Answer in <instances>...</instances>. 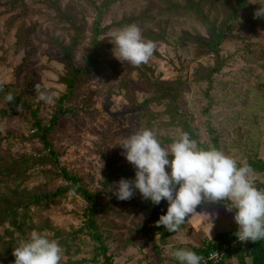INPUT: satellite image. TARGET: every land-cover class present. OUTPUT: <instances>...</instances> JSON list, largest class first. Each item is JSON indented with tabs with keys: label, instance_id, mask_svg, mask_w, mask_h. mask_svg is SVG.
I'll return each mask as SVG.
<instances>
[{
	"label": "rangeland",
	"instance_id": "374dc122",
	"mask_svg": "<svg viewBox=\"0 0 264 264\" xmlns=\"http://www.w3.org/2000/svg\"><path fill=\"white\" fill-rule=\"evenodd\" d=\"M45 1L49 6L41 4ZM25 2L24 9L11 10L8 0H0V83L27 107L14 111L6 93L0 94V112L7 110L6 116L0 114V157L17 160L54 152L55 163L46 168L65 169L81 180L83 188L99 194L104 208L96 221L112 264H179L172 256L174 250L183 248L198 254L206 241L216 238L212 229L217 234L237 230L234 211L226 210L225 201L202 200L178 227L181 230L164 236L163 232L168 231L155 222L166 212V201L153 205L138 191L128 200H118L112 194L114 182L135 176V169L116 144L147 128L155 137L168 140V146L180 133H185L182 124L186 122L197 143L212 148L217 138L221 152L236 162H264V17L229 22L231 11L218 6L221 10L211 16L226 26L235 41H223L214 57H198L183 38L186 34L206 37L207 30L186 19L173 22L157 10L153 18L158 27L154 23L156 28L150 24L147 28H154L161 39L165 36L173 42L183 37V43L178 46L153 42L148 61L133 66L113 57L110 33L130 25L118 24L123 20L138 18L148 8L161 4L159 0H121L102 21L101 27L107 29L100 37L103 64L88 77H81L71 90L62 80L71 74L65 49L72 46L76 34L55 18L57 13L51 0ZM248 4L255 10L247 13V18L255 19L264 0H248ZM58 6L64 14L81 18L78 12L83 11L85 16L84 38L70 59L74 67L83 69L92 57L90 42L96 16L85 0H60ZM134 24L137 26L138 22ZM31 26H36V30H31ZM19 27L26 31L24 40L16 38ZM215 68L219 71L212 76L211 88L196 80L197 71L205 75ZM171 85L177 88L176 121L172 123L171 116L163 114L164 106L151 103L159 96L161 87ZM41 95L45 99H40ZM147 112L160 115L149 119ZM36 119L49 129L50 149H45L41 139L33 134ZM110 169L118 171L114 180L109 179ZM41 177L34 174L25 185H42L49 190L67 185L61 179ZM248 178L257 189L264 190V172H250ZM151 206L157 208L156 215L149 209ZM89 208L83 197L69 192L54 203L33 212L27 210L32 221H26L20 232L5 243L0 242V251L2 244L6 248L10 243L17 247L35 230L59 244L60 264H104L98 243L85 228V212ZM245 248L233 254L229 264H251ZM7 257L10 263L1 264H13L11 251Z\"/></svg>",
	"mask_w": 264,
	"mask_h": 264
},
{
	"label": "trees",
	"instance_id": "16d2710c",
	"mask_svg": "<svg viewBox=\"0 0 264 264\" xmlns=\"http://www.w3.org/2000/svg\"><path fill=\"white\" fill-rule=\"evenodd\" d=\"M53 2L52 9L55 10L57 16L55 17L60 24H67L69 29L76 34V37L73 41L71 47H67L65 49L66 52V60H67V68L69 67V74L67 77L63 78L62 82L67 85L69 89H73L76 86L77 82L81 77H88L90 73L97 70L99 65L102 62V56L100 54V50L102 47L103 40L100 37L104 34L107 29L101 27L104 16L110 11L111 7L118 4L121 0H103L101 4H99L96 0H85L88 3L89 9L95 14L96 19L93 24V32L91 36V51L92 57H89L86 66L83 69H78L72 65L70 62L71 55L73 50L78 48L80 44V39L84 38L83 33L86 31V19L83 14V11L78 13L82 14V17L79 18L74 17L72 14H64L58 6V2L60 4V0H51ZM161 6L156 7V4L151 7V9H147L144 11L138 18L125 19L118 24H134L138 22L137 26L142 30L143 38L146 40L156 42V43H167L170 45H178L183 43L180 40L183 37H180L178 41L173 42L170 38H166L164 36L163 39L160 36L155 34L154 28H147L146 25L155 23V18H153V13L155 11H159L162 16L171 21L186 19L188 21H193L198 25L202 26L207 30L208 36L201 35H192L186 34L183 38L185 39L186 45L193 48L195 50V55L198 57H203L207 55L215 56L219 52V46L223 41H235L232 35L226 31V26L222 25L221 22L217 18H212L211 14L213 12H218L223 9H229L231 11L229 22L234 20H247V21H256L257 17L247 18V13H251L255 10L253 6L248 4V0H159ZM8 4L11 7V10L24 9L26 6L25 0H8ZM43 5L49 4L45 2H41ZM220 8H219V7ZM217 16V14L215 15ZM262 20L259 22L261 23ZM117 24V25H118ZM152 26V27H155ZM155 27V28H156ZM31 30H36V26H31ZM25 29L19 27L16 38L17 40L22 39L25 35ZM24 40V39H22ZM103 64V62H102ZM219 68H215L209 73L205 74L197 71L196 80L198 82H205L208 87L212 86V76L217 73ZM6 93V94H5ZM0 94H5L6 99L11 97L10 103L13 105L14 111L20 108H27L26 104L22 103L18 97H16L11 90L8 89L7 86H3L0 83ZM177 96V88L175 90L174 86L161 87L159 90V96L152 99L151 103H155L165 107V112L163 113L165 116H171L170 122L172 123L176 121L175 114V101ZM149 103H145V105ZM173 106V110L171 109ZM3 116H6L7 110L0 112ZM37 116L36 112H33V115ZM149 119L154 118L155 116L160 115V113H149L146 114ZM173 116V118H172ZM54 121L52 124H55ZM51 127V126H50ZM182 127L184 128V132L188 134L191 140L195 141L198 144L199 149L207 150L211 149L204 145L197 143V137L190 129V127L183 122ZM33 134L36 138L41 139L45 149H50V144L48 141V133L49 129L45 128L42 123L36 119L34 123ZM147 129V128H146ZM156 139L159 141L162 147L167 146L169 143L168 140L162 139V137L156 136ZM213 140V139H212ZM3 139L0 137V148L2 145ZM212 148H215L221 151V146L219 144V140L214 138ZM1 150V149H0ZM56 156L54 152L50 154H39L32 156H23L17 160H8L3 157H0V242L5 243L7 238H12L16 232H20L22 229L21 226L26 223H30L31 216L27 217L26 212L35 210L36 208H42L46 206L47 203L53 202L60 198L63 194H67L69 192H73L78 196L83 197L90 205V208L85 212V218L87 219L85 228L88 230V233L91 234L92 239L98 243V253L104 259V264H112L111 256L108 255V248L104 243L103 235L100 232V229L97 225L96 218L102 212L104 208V204L100 202L99 194H92L87 189L81 186V180L77 176L71 175L65 169L59 168H46L47 165L55 163ZM244 165L237 162V167ZM251 171L250 172H264V162L260 160H249L246 164ZM32 171V172H31ZM110 172V180H114V177L118 173V171H114L112 169ZM41 175L42 179H61L67 185L65 187H59L54 190L45 189L44 186H35L33 188H28L25 184L29 180V178L34 175ZM45 185V184H44ZM152 213L155 215L156 207H149ZM28 210V211H27ZM24 211V213H22ZM35 212V211H34ZM31 225V224H30ZM32 226V225H31ZM181 230L178 228L176 230ZM235 231L225 234H219L216 238L206 241L204 246L199 250L198 254L205 253L206 250H209L212 246H215L225 239L228 236H234ZM175 232H163L164 236L168 237L173 235ZM3 245V244H2ZM1 245L0 251V261L1 263H10V260L7 257V254L13 252V248L15 246L10 243L6 248V245ZM247 248L246 253H248V257L251 259V264H264V238L253 242L249 241V243L243 248ZM242 248V247H241ZM245 248V249H246ZM7 249V252H6ZM10 250V251H9ZM11 255V254H10ZM220 264H229L228 261L220 263Z\"/></svg>",
	"mask_w": 264,
	"mask_h": 264
},
{
	"label": "clouds",
	"instance_id": "9594fccd",
	"mask_svg": "<svg viewBox=\"0 0 264 264\" xmlns=\"http://www.w3.org/2000/svg\"><path fill=\"white\" fill-rule=\"evenodd\" d=\"M255 16L264 17V6ZM108 40L113 45V57L133 66L146 63L154 49L153 42L144 40L135 24L111 32ZM40 99L45 97L41 95ZM116 145L135 169V176L114 182L112 194L118 200H128L138 191L153 205L166 201L167 210L155 222L157 227L176 232L202 200L225 201L226 210L234 211L238 241L264 238V190L250 182L251 169L246 164L237 167L233 158L215 148L198 149L187 133H180L167 148L150 129L140 130ZM12 255L13 264H60L62 249L47 234L34 230L13 248ZM172 256L179 264L201 261L199 255L183 248L174 250Z\"/></svg>",
	"mask_w": 264,
	"mask_h": 264
},
{
	"label": "built area",
	"instance_id": "2783aa9c",
	"mask_svg": "<svg viewBox=\"0 0 264 264\" xmlns=\"http://www.w3.org/2000/svg\"><path fill=\"white\" fill-rule=\"evenodd\" d=\"M249 241L240 242L236 236H228L223 242L212 246L205 253L199 254L200 264H220L229 260L241 247L247 245Z\"/></svg>",
	"mask_w": 264,
	"mask_h": 264
},
{
	"label": "crops",
	"instance_id": "0c3cea01",
	"mask_svg": "<svg viewBox=\"0 0 264 264\" xmlns=\"http://www.w3.org/2000/svg\"><path fill=\"white\" fill-rule=\"evenodd\" d=\"M214 204H215V203H213L212 205L214 206ZM218 204H219V203H218ZM212 205H211V206H212ZM211 227H212V226H211ZM212 230H213L212 232H213L214 237L219 235V234L216 233V231H215L214 229H212ZM210 239H212V238H210Z\"/></svg>",
	"mask_w": 264,
	"mask_h": 264
}]
</instances>
